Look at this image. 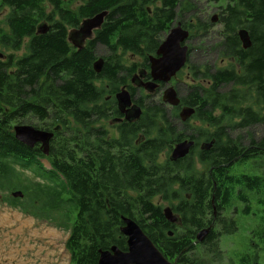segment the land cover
Returning <instances> with one entry per match:
<instances>
[{"label":"trees","instance_id":"16d2710c","mask_svg":"<svg viewBox=\"0 0 264 264\" xmlns=\"http://www.w3.org/2000/svg\"><path fill=\"white\" fill-rule=\"evenodd\" d=\"M221 1L218 48L233 64L216 70L192 66L195 79L210 84L194 86L181 97L182 106L196 109L192 119L207 128L192 127L188 120L179 129L180 107L169 113L161 101L136 97L142 116L119 125L118 137H109L103 122L120 115L115 94L120 86L133 96L138 90L131 84L137 64L127 65L117 52L142 56L141 66L149 70L148 56L191 2L84 0L75 11L65 0H0V195L11 193L0 200L59 228L72 224L66 243L72 264H99V250L113 245L127 250L121 231L125 217L137 221L170 260L204 264L196 256L198 246L214 258L221 256V236L239 229L234 217L222 215L234 202L244 205L243 214L253 204L264 212V133L257 136L255 130L264 125V0ZM107 10L94 39L75 48L69 30ZM43 22L50 29L39 34ZM199 26L206 30L208 24ZM240 29L250 35L249 48L242 45ZM26 39L27 52L17 56ZM99 44L109 54L96 73ZM243 87L248 90L242 92ZM29 117L41 129L60 127L50 143L51 169L41 162L46 156L39 146L29 148L15 137L14 126ZM238 130L247 135H235ZM187 138L196 141L189 155L159 161L165 149L172 151ZM211 141L212 149H201ZM250 161L258 165L254 172L232 171ZM26 171L35 179L25 177ZM19 190L23 196L14 197ZM162 202L180 216L179 224L167 220ZM215 210L217 224L224 220V225L197 243V233L215 221Z\"/></svg>","mask_w":264,"mask_h":264},{"label":"rangeland","instance_id":"374dc122","mask_svg":"<svg viewBox=\"0 0 264 264\" xmlns=\"http://www.w3.org/2000/svg\"><path fill=\"white\" fill-rule=\"evenodd\" d=\"M189 1L191 2V8L186 9L174 23V25H177L178 22L191 24V27H186L192 36L188 41L190 47L189 61L170 83V85L175 86L181 97L187 95L194 86L202 85L208 87L210 84L208 80H202L200 78L195 79L191 70L192 66L196 65L199 68L209 66L213 70H216L228 68L233 64V59L224 56L218 48L222 24L219 20L213 22L214 17H218L217 19H219L220 5L224 2L221 0ZM83 2L84 0H65V4L75 11ZM1 19L3 20V17H1ZM200 22L208 24L206 30L200 29ZM1 25L5 30L7 29L4 22ZM166 36L167 33H165L163 40ZM28 42L29 39H26L23 48L15 53L17 56H22L27 52ZM1 49L0 47V51ZM96 53L98 58L105 57L109 54V50L104 45L99 44ZM117 53L127 65L136 63L138 69L143 68L141 66L143 62L142 56H135L130 52L124 53L122 50H119ZM164 87L165 85L162 84L160 91L153 95L145 90H137L136 97L143 99L147 97L148 103L154 101H161L164 103ZM229 88L230 86L226 87L227 90ZM240 89L242 92L248 90V88L244 87ZM248 103L252 104L251 101ZM166 106L169 113H174L175 107L169 104H166ZM255 108L257 107L255 106ZM216 113L220 114V111ZM180 122L181 119L177 118L176 123L179 129L183 128ZM229 122L230 121H227L226 123ZM103 123L109 132V137L119 136L117 123L114 122V119L106 120ZM189 123L195 128L206 127L203 122L197 119L190 118ZM21 124L37 126L38 121L34 117H29ZM190 130L193 131L194 128ZM255 130L257 136H261L264 133V125H259ZM191 131H189V133ZM234 134L237 136L247 135L246 131L240 130L236 131ZM170 153V150L165 149L161 153L159 161L164 162L165 159L169 157ZM41 162L47 169L52 168L48 158L41 159ZM256 166L258 165L255 162L250 161L247 165L236 164L232 171L243 172V170H249L254 172ZM24 175L30 179H35V176L29 171H26ZM7 194L11 193H2L1 196ZM249 195L255 198V195L252 193ZM162 205L164 208L169 206L167 202H162ZM243 208L244 205L242 203L234 202L232 207L222 213L223 216L227 215V217H234L238 221L239 229L233 234L223 235L222 238H220L221 256L214 258L212 254L203 253L202 246H198L196 256L199 260L204 261V264H246V260L238 259L243 254V250L246 249V247L255 246V241L261 246L264 245V242H261L264 241V212L257 205L253 204L252 214L244 215L242 213ZM72 221H74V216ZM226 221L229 222L227 219ZM71 225L68 226V229L59 228L52 223H47L36 219L34 216L25 214L19 209L13 208L0 200V264H72L71 255L66 248V243L70 236ZM217 227H219L218 224L216 225V228ZM231 258L235 259V262H233ZM262 263L264 262L261 260L260 264Z\"/></svg>","mask_w":264,"mask_h":264},{"label":"water","instance_id":"95a60500","mask_svg":"<svg viewBox=\"0 0 264 264\" xmlns=\"http://www.w3.org/2000/svg\"><path fill=\"white\" fill-rule=\"evenodd\" d=\"M109 11H102L93 17L83 20L79 27L73 28L68 33L69 42L78 50L84 48L89 40L94 39V33L101 28L105 22ZM218 17L213 18L216 22ZM50 29V25L43 22L38 27L39 34H45ZM239 37L243 47L249 48L252 45L250 35L246 29H240ZM190 31L183 26L182 22L171 27L167 32L166 38L162 41L155 54H150V80H146L148 70H139L132 78V84L137 88H144L149 94L153 95L158 89L165 85L163 91V101L173 107H181V96L175 86L170 85L172 79L186 66L190 58ZM0 57L4 54L0 51ZM104 66V58H98L94 63V70L100 73ZM119 110L125 115L128 121H134L142 116L143 109L134 102V98L126 86H123L116 94ZM196 109L190 106H183L179 112L181 122H186L195 114ZM16 139L29 148L39 146L40 151L47 157L50 156V143L55 137V132L60 129L58 126L55 131L45 130L29 124H17L14 126ZM196 145L194 139H184L177 142L170 153L171 161H178L190 154ZM214 141L204 142L201 149L208 151L212 149ZM49 159V158H48ZM15 197L23 195L22 191H15ZM164 213L169 222L178 224L181 218L176 214L171 206L164 208ZM216 213V210H215ZM213 224L201 229L196 235L198 243L204 242L213 230ZM122 233L127 237V250L120 249L113 245L108 249L99 250V264H177L167 258L157 247L152 239L144 232L142 227L133 218L125 217Z\"/></svg>","mask_w":264,"mask_h":264},{"label":"flooded vegetation","instance_id":"af4514ba","mask_svg":"<svg viewBox=\"0 0 264 264\" xmlns=\"http://www.w3.org/2000/svg\"><path fill=\"white\" fill-rule=\"evenodd\" d=\"M141 69H143V68H141ZM141 69H138V71L136 72V73H138L139 72V70H141ZM149 71H150V69L148 70V73H149ZM135 73V74H136ZM134 74V75H135ZM150 74V73H149ZM133 75V76H134ZM148 75V74H147ZM146 75V76H147ZM151 78H149V79H146V80H150ZM123 87V86H122ZM122 87H120V89L122 88ZM120 89H119V91H120ZM139 91L140 90H144V88H137ZM118 91V92H119ZM117 94V93H116ZM116 94H115V97H116ZM112 96V94H109V98ZM133 96V95H132ZM133 98H134V102H135V100H136V96H133ZM117 100V99H116ZM136 104H137V102H135ZM117 104H118V102H117ZM182 104H181V107H180V111H181V109H182ZM118 109H119V107H118ZM179 111V112H180ZM119 112H120V110H119ZM110 119H114V122H116L117 123V129H118V126L119 125H121V124H125L128 120L127 119H125V115L124 114H122L121 112H120V115L119 116H116V117H112V118H110ZM135 121V120H134ZM134 121H128V122H134ZM2 198V196L0 195V199ZM2 201V200H1ZM4 202V201H3ZM5 203H7V202H5ZM8 204V203H7ZM9 205V204H8ZM10 206V205H9ZM250 214H252V211L249 213V214H244V215H250ZM29 215V214H28ZM32 216V215H31ZM224 217H227V215L226 216H224ZM223 217V219H226V218H224ZM36 218V217H35ZM218 218V214L217 213H215V221H213V229H218V228H221L223 225H224V220H223V222H222V224L219 226V227H217L216 228V224H217V222H216V219ZM229 218H232V217H229ZM37 219V218H36ZM44 222H47V221H44ZM48 223V222H47ZM211 224V225H212ZM223 236V235H222ZM222 236H221V238H222ZM261 242H264V241H261ZM255 247V248H254ZM232 259V261L233 262H235V259H233V258H231ZM239 260H246V264H260L261 263V260L264 262V245L263 246H261L260 244H257L256 243V241H255V246H251V247H246V249H244L243 250V254L238 258ZM231 261V262H232ZM262 264H264V263H262Z\"/></svg>","mask_w":264,"mask_h":264},{"label":"bare ground","instance_id":"6f19581e","mask_svg":"<svg viewBox=\"0 0 264 264\" xmlns=\"http://www.w3.org/2000/svg\"><path fill=\"white\" fill-rule=\"evenodd\" d=\"M83 22V21H82ZM39 27V26H38ZM37 33H38V29H37ZM76 48V47H75ZM15 128V127H14ZM215 142V141H214Z\"/></svg>","mask_w":264,"mask_h":264}]
</instances>
